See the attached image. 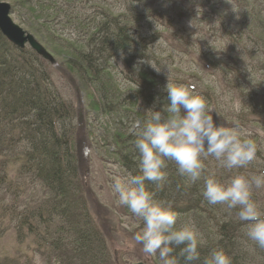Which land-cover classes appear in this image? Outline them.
Returning <instances> with one entry per match:
<instances>
[{"label":"trees","instance_id":"16d2710c","mask_svg":"<svg viewBox=\"0 0 264 264\" xmlns=\"http://www.w3.org/2000/svg\"><path fill=\"white\" fill-rule=\"evenodd\" d=\"M8 1L12 13L18 10L25 14L22 24L26 29L41 41L46 36L51 47L45 40L42 44L64 62L75 82L78 79V88L85 92L89 128L92 134H98L93 139L124 171V177L139 174L135 140L148 119L146 111L160 110L167 103L164 88L168 76L173 84L187 86L205 100L217 126H230L227 128L257 144L256 158L247 166L226 170L214 157H208L204 175H214L227 183L237 175L264 174V0H234L244 8L241 26L217 20L211 43L198 40L199 52L191 44L202 63L218 72L220 63L225 62L216 56L234 66L240 64L235 79L226 78V87L221 86L219 91L216 82H210L202 72L201 77H194L193 84L184 82L178 69L172 68L176 56L163 57L153 47L165 40L163 33L182 41V28L174 26L169 17L176 7L171 0H149L151 8L146 0H123L121 9L126 5L129 8L119 14H114L118 7L109 0ZM97 1L107 8H98L92 12L94 16L86 6L80 7V3L93 5ZM207 4L214 6L211 0ZM150 16H155L154 22L145 26ZM61 17L64 25L75 23L76 32H82L83 38L58 42L52 25ZM245 36L256 44L242 46ZM184 43L190 44L185 39ZM219 73L221 79L225 78L223 72ZM237 94L240 104L237 113L230 112L234 113L230 114L232 124L218 122L216 116H223L227 108L235 105ZM77 119L74 103L55 86L49 62L29 46L22 49L13 45L0 31V216L15 222L16 239L22 245L15 256L0 259V264H113L106 240L87 209L75 147ZM167 164L163 187L157 189L151 183L148 187L157 200L171 203L179 217L178 225L192 218L191 223L202 235L200 259L193 264H203L214 250H224L232 264H264V249L247 238V222L239 221L238 209L209 204L202 195L203 177L192 183L178 173L174 161ZM23 183L38 189L32 197H39L26 201ZM1 186L5 187L3 195ZM9 196L12 199L7 204L5 198ZM253 199L264 211V188H254ZM124 213L126 217L133 216L126 206ZM204 216H209V221L201 220ZM138 222L143 228V222ZM28 240L32 244L28 242L26 251ZM30 251L32 257L26 254ZM38 256L40 263L36 262Z\"/></svg>","mask_w":264,"mask_h":264},{"label":"clouds","instance_id":"9594fccd","mask_svg":"<svg viewBox=\"0 0 264 264\" xmlns=\"http://www.w3.org/2000/svg\"><path fill=\"white\" fill-rule=\"evenodd\" d=\"M164 90L167 103L160 110L146 111L148 119L135 140L139 174L128 173L113 183L118 203L143 222L135 241L145 254L158 255L162 264H181V260L193 264L200 259L204 241L195 225L190 221L178 225L171 203L157 200L148 187L151 183L162 188L168 176L167 162L174 161L178 173L192 183L204 178L202 195L209 204L238 209L239 221L247 222V238L264 249V211L253 199V189L264 188V174L237 175L227 183L204 175L208 157H214L226 170L247 166L256 158V142L242 138L235 129L217 126L205 100L189 87L173 84L168 76ZM203 264L232 262L224 250H214Z\"/></svg>","mask_w":264,"mask_h":264},{"label":"rangeland","instance_id":"374dc122","mask_svg":"<svg viewBox=\"0 0 264 264\" xmlns=\"http://www.w3.org/2000/svg\"><path fill=\"white\" fill-rule=\"evenodd\" d=\"M122 1L123 0H109L111 5L114 4L116 7H118V9L114 10V14H119L123 10L125 13L128 10L129 6L127 5L123 8V10L121 9ZM208 1L209 0H171V2L174 3L176 7H173L175 11L169 17L174 22V26L177 28H182L179 31L182 41H177L176 37H174L172 34L163 33V36L166 37L165 40L161 41V43H155L153 47L157 48L158 52L161 51L163 57H169L170 54H174L176 56V62L174 63L175 67L172 68L178 69L179 75L181 78H183L182 80L184 82H191L193 84L195 82L194 77H201L202 72V74L204 73L205 78L210 80V82L213 80L216 82L218 86L217 90L219 91L221 86L226 87L224 84V80H226V78L229 80L235 79V71L238 69L240 64L238 66H234L235 64H232L224 57L221 58V56H216L215 58H219L220 62L224 61L226 64L220 63L221 70H218L219 72H223L225 77L221 79L220 73L217 70L212 69L208 65L206 66L204 63H202L199 56L194 51V48H191V44H195V49L199 52L197 49L198 40H201L206 45L207 41L210 43L213 41L214 38H211V36L213 34L212 28L216 24L215 21L219 20L220 24L232 22L233 26L238 25L240 27V24L243 23L241 21L245 20V16L244 8L239 7L234 0H231V3H229L228 0H222L220 3H218L220 0H211L212 4H214L212 8L208 6ZM138 2L139 1H136V4ZM146 2L147 6L151 8L152 6L150 1L146 0ZM83 3L84 4L80 3V7L82 8L86 6L88 8L87 10L90 12V15H92V12L96 11L100 7L104 6L107 8L102 4L101 1H97L93 5L92 3L89 5H87L85 2ZM134 6L135 5L132 6L131 4V7L134 8ZM137 9H139L138 6L136 10ZM180 14L182 16H180ZM92 16H94V14ZM24 17L25 14L22 11L20 12L17 10V12L12 13L14 22L20 25L23 29L27 30L22 24L23 20L26 21ZM154 18L155 16H150L147 23H145V26H147L150 21L153 24ZM64 22V19L61 17L60 20L58 19L56 22H54V25H52L55 26V29L53 30L55 32L54 34L56 38L59 39L58 42L63 39L73 40V38L76 37H79L80 39L83 38L82 36L84 34L82 32L79 34L76 32L78 28L75 23L64 25ZM49 26L51 27V25ZM184 39L190 44L186 45L184 43ZM245 39L247 43H245ZM245 39L241 44L242 46L247 45L251 47L252 44H256L254 40H251V37L248 38L245 36ZM38 40L41 41L40 39ZM44 40L51 47L50 43L46 39V36L45 39L41 41V43L44 44ZM199 46L205 51V48L202 44ZM55 59L58 62L57 65L53 66L49 63L50 69L52 71V79L59 92L65 96V99H69L74 103L78 117L76 121L78 129L75 137V147L78 157L80 177L85 187V200L87 203V209L106 240V244L112 255L113 264H162L158 258V255L149 256L145 254L142 251V245L135 241L136 233L142 230V223L140 224L138 222L139 219H137V217L134 215L127 217L125 216L124 206H121L118 203V198L113 192L114 180L117 178H123L124 171L112 163V159L107 153H105L106 149L97 141H94L93 137L96 138L98 134H92V128H89L90 125L88 123V111H86L85 108V105H87L85 92L78 88V79L75 82V79L67 72L64 62L61 63V59L57 56ZM257 78H259V76H257ZM233 102H235V105L227 108L223 112V116H216L218 122L222 120L225 125L232 124L230 121L233 117H231L230 114L233 115L234 113H237L236 107L238 104H240L239 94L234 96ZM93 115L94 113H92V116ZM12 169L15 171V167ZM18 181L23 180L18 179L17 182ZM31 186L32 185L29 183L27 185L26 183H23V195L25 200L29 202L33 198L36 199L39 197H32L33 193L37 194L39 191L38 189ZM1 188L3 190L1 195H3L5 194L3 193L5 192V187L1 186ZM11 199L12 198H10V196L6 197L5 202L8 204L11 202ZM0 212L2 213L1 205ZM201 220L209 221V216H204ZM189 221L192 222V218ZM194 221L201 223L198 218H195ZM184 222H186V220ZM184 222H182V224ZM0 224V259H4L7 255L15 256L17 248L22 246L18 244L16 239L14 229L15 222L10 221L9 217L3 216L1 218L0 216ZM28 242L32 244L31 240L26 242V245L24 246L26 251L27 245L30 246ZM31 250H33L32 247ZM26 254L31 255V257L33 256L32 251ZM36 262H41L39 256L36 258Z\"/></svg>","mask_w":264,"mask_h":264},{"label":"water","instance_id":"95a60500","mask_svg":"<svg viewBox=\"0 0 264 264\" xmlns=\"http://www.w3.org/2000/svg\"><path fill=\"white\" fill-rule=\"evenodd\" d=\"M0 31L13 45L22 49L29 46L37 55L51 65H57L58 62L53 54L47 50L35 35L14 22L12 18V5L10 2L3 0H0Z\"/></svg>","mask_w":264,"mask_h":264}]
</instances>
